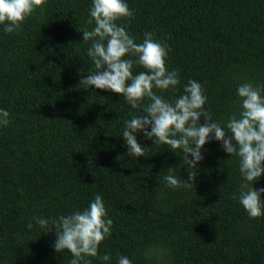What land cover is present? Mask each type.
I'll return each mask as SVG.
<instances>
[{
    "label": "trees",
    "instance_id": "trees-1",
    "mask_svg": "<svg viewBox=\"0 0 264 264\" xmlns=\"http://www.w3.org/2000/svg\"><path fill=\"white\" fill-rule=\"evenodd\" d=\"M128 4L134 15L119 23L137 42L152 32L169 48V68L180 69L178 92L156 90L166 99L196 79L206 109L226 122L238 107L237 85L264 83V0ZM90 6L46 0L18 31H0V108L10 112V125L0 128V264H68L70 254L53 248L55 227L44 233L32 218L83 209L96 194L114 222L100 248L111 264L120 254L133 264H264V217L249 218L233 198L239 165L219 141L204 146L193 186L173 190L168 169L189 180L180 154L138 132L144 156H129L122 130L139 110L80 84L95 71L80 32L92 27ZM254 187L264 188V175Z\"/></svg>",
    "mask_w": 264,
    "mask_h": 264
},
{
    "label": "clouds",
    "instance_id": "clouds-1",
    "mask_svg": "<svg viewBox=\"0 0 264 264\" xmlns=\"http://www.w3.org/2000/svg\"><path fill=\"white\" fill-rule=\"evenodd\" d=\"M45 3L46 0H0V31H18ZM133 15L128 0H91L87 25L92 27L80 32L83 43L89 44L86 54L95 71H88L80 84L85 89L94 87L119 94L132 109L139 110L125 121L122 130L129 156H144L138 132L155 146L166 145L180 154L182 163L189 168V180H182L168 169L164 181L173 190L193 186L189 181L195 178L194 169L205 158L204 146L210 140L219 141L230 157L228 161L235 159L239 165L241 181L233 198L249 218L264 217V188L254 187L264 175V83L248 81L237 85L238 107L226 122L215 119L206 109L208 97L196 79L184 83L180 95L166 99L156 90L178 92L182 83L180 69L169 68V48L152 32H145L142 42H137L127 26L119 23ZM137 65L144 70L134 74ZM9 125L10 112L0 108V128ZM32 219L44 233L55 227L53 248L66 256L70 254L68 264H92V258L111 264V254L100 252L114 224L102 195L96 194L83 209L51 218L34 215ZM27 228L31 230L33 223L29 222ZM116 264L133 261L120 254Z\"/></svg>",
    "mask_w": 264,
    "mask_h": 264
}]
</instances>
